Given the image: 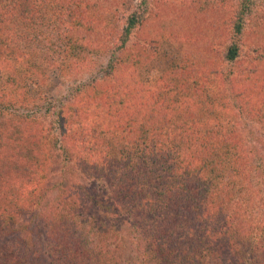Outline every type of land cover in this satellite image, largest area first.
Segmentation results:
<instances>
[{
	"label": "trees",
	"instance_id": "16d2710c",
	"mask_svg": "<svg viewBox=\"0 0 264 264\" xmlns=\"http://www.w3.org/2000/svg\"><path fill=\"white\" fill-rule=\"evenodd\" d=\"M82 3L0 0V264H38L26 228L35 217L41 226L34 242L46 264H264V155H255L264 146V99L259 105L244 99L233 109L218 102L253 72H246L240 44L252 0L235 3L232 37L221 55L227 69L197 87L173 60L153 82L138 80L140 88L127 80L125 66L145 57L131 41L152 10L148 0H136L125 13L112 44L77 32L85 23ZM26 16L46 25L73 16L60 47L49 46L60 75L91 53L109 57L99 76L68 85L70 103L27 93L24 78L36 66L27 57L30 41L24 61L12 44ZM11 64L15 70L7 73ZM205 102L255 119L251 127L263 138L242 153L241 119L234 124ZM77 130L89 137L86 150L99 162L70 141ZM129 232L133 255L125 253ZM10 239L15 244L6 246Z\"/></svg>",
	"mask_w": 264,
	"mask_h": 264
},
{
	"label": "rangeland",
	"instance_id": "374dc122",
	"mask_svg": "<svg viewBox=\"0 0 264 264\" xmlns=\"http://www.w3.org/2000/svg\"><path fill=\"white\" fill-rule=\"evenodd\" d=\"M80 1L83 2L82 12L84 11L85 23L81 24L77 32L86 35L89 42H95L96 40L101 41L104 39L107 44L113 43L112 36L116 35L117 27L122 25L125 13L127 11L129 12L136 3V0H89L88 5H86L87 0L86 2L85 0ZM148 1L149 7H152V10L148 14V18L143 22V26L135 31L131 41V43H136L132 46L135 54H137V51H142L140 55L143 56V54H145V57L139 65L133 67L125 66V72L131 74L130 79H132L127 80L134 86L140 88L138 80L146 82H150L151 80L153 82V79H155L161 71L165 70L167 65L173 60L172 64L178 62L183 65V74L190 77V82L192 81L195 83L192 85H196L197 87V84H212L216 76L215 71L218 70L220 73V71L227 69L221 55L225 44L227 45L229 42L228 40L232 37L230 26L232 25L231 21L237 0ZM33 15L34 14H31V17ZM31 17L26 16L20 19L18 25L15 26L16 32L12 34V44L22 52L20 55L22 61L26 60L25 56L22 55V49L30 41L31 54L27 57H31V62H34L36 66H33L35 71L26 74L24 78L27 93L36 95L37 90H39L44 96L55 100L60 99L64 101L67 99V103H70V99L64 95L67 93L68 85L86 83L87 81L89 82L93 76H99L103 72L107 63V58L109 57L107 54L103 53L100 55L91 53V58L85 59V61L80 62L71 69H67L63 75H60V72H63L59 68L60 66L57 65L60 59L52 54V50L49 46L55 45L60 47L62 28L73 22V16L64 18V21H57L55 18L49 25L40 22V19ZM86 20H90L91 23H88ZM93 25L95 27L104 26L105 31L103 35L102 33H90L88 29ZM107 32H109V35H107ZM102 36H104L103 39ZM97 44L100 43L97 42L94 43V46H90L91 48H95L98 47ZM240 44L242 46L241 50H243L245 54L243 64L246 68V72H248L250 68H253V72H248V76L245 74L241 76L235 85H232L230 90L225 89V91H223L229 93L219 98L218 102L222 101L223 103H229V108L232 109L233 106H243L244 99H249L251 105H259L264 99V0H252L251 10L247 16V23ZM12 65L13 64L10 65L11 67L7 73H12L15 70L16 66ZM38 83H40V85ZM239 98H241V101H236ZM204 104L212 113L218 112L219 114V112H221L223 114L222 118L234 117L236 119L232 121L234 124L240 122L241 119V133L244 139L240 142L242 153H247L251 150L250 147L254 140H256V137L260 139L263 138L262 135L258 134L252 129L253 127H251L254 121H256L255 119L251 121V119L246 116L243 117L238 115L239 119L231 113H228L231 111L222 103V105H217L216 102H205ZM240 110L238 112H240ZM240 113H242V111ZM75 116L77 115L74 114V117ZM88 139L89 137L87 135L77 130L70 138V141L78 146V149L87 152L89 156L92 157L91 159L96 162L99 160L98 155L96 154L95 156V152L86 150ZM260 153L264 155V146L262 147L259 144L258 152L255 155L259 156ZM75 181H79V179L76 177ZM18 191L21 192L20 187H18ZM257 203L256 201L254 204ZM5 206L9 207L8 204H5ZM39 208L40 207H38V209ZM59 208L62 207H56L55 210L58 212ZM25 220L26 217H23V215L18 217L20 224ZM35 220H37L36 217L33 218V221L30 224L28 223L29 226L26 227L31 230L27 231L30 234L28 240L34 243L36 250L35 256L38 258V264L39 260H41L40 264H46L48 260L47 254L43 253L44 256L41 255V257L37 254L40 247L34 241L37 238L36 234L40 232L41 224H38ZM19 225L17 224L16 226ZM9 232L13 231L10 230ZM2 235L6 234L2 233ZM14 235L15 234H13V236ZM127 236L128 245L125 253L133 255L136 246L130 240H134L133 238L135 237L131 232H129ZM9 244H15V241L10 239L6 242V246ZM3 248L4 247L0 245V253ZM114 252L115 250L113 249V253ZM121 257L128 260L127 256ZM0 260L5 262L4 253L0 254ZM119 264L125 263L121 262ZM127 264L131 263L127 262Z\"/></svg>",
	"mask_w": 264,
	"mask_h": 264
}]
</instances>
